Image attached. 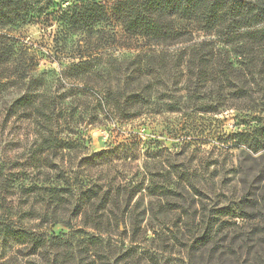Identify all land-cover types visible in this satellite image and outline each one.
Here are the masks:
<instances>
[{"label":"trees","instance_id":"trees-1","mask_svg":"<svg viewBox=\"0 0 264 264\" xmlns=\"http://www.w3.org/2000/svg\"><path fill=\"white\" fill-rule=\"evenodd\" d=\"M113 23L123 28L125 46L143 49L141 54L121 59L105 53L120 45ZM263 24L264 0H0V97L11 84L22 86L23 92L8 107L4 124L23 122L24 134L33 138L23 155L11 157L19 135L8 138L11 149L0 148V264H141L137 249L126 247L123 252L122 242L128 215L131 242L142 239L140 227L148 212L136 217L138 203L131 206L136 197H156L162 210L178 211L180 222L187 219L185 227L192 213L175 206L177 199L170 195L183 189L193 200L207 197L194 184V175L173 164L167 165L177 185L156 180L154 171L166 164H160L162 169L148 166L162 156V151L149 148L143 170L103 192L87 170L98 171L106 164L116 168V163L132 166L141 154L138 137L91 157L76 156L78 169L68 168L66 154L82 143L55 130L58 107L45 91V78L33 75L39 60L18 37L25 27L42 26L57 54L74 56L64 72L67 79L101 84L99 104L116 121L184 112L185 117L194 116L191 126L187 121L164 127L180 138L189 136L200 114L229 108L253 114L255 125L235 134V145L228 147L242 149L245 158L253 159L264 155V116L248 101V79L264 74ZM196 36L203 40L179 53L153 50L193 42ZM169 83L180 87L181 98L170 96ZM79 88L90 91L71 87ZM160 88L165 90L156 96ZM3 131L0 124V140ZM253 189L247 186L238 201L219 207L216 224L201 200L205 229L192 242L193 258L204 264H264V188ZM176 196L182 198L178 192ZM57 227L63 228L60 234L53 231ZM176 227L180 230L179 223ZM150 229L158 238L143 239L167 247L165 231ZM172 238L177 240V235ZM257 243L260 251L252 248Z\"/></svg>","mask_w":264,"mask_h":264},{"label":"rangeland","instance_id":"rangeland-1","mask_svg":"<svg viewBox=\"0 0 264 264\" xmlns=\"http://www.w3.org/2000/svg\"><path fill=\"white\" fill-rule=\"evenodd\" d=\"M112 27L117 34L120 45L109 48L105 53L114 54L121 59H133L134 56L141 54L143 49L125 46L129 44L124 41V31L119 23H113ZM259 27L264 28V24ZM45 31L42 26H27L24 28L21 37L20 35L18 37L20 42L29 48L30 54L39 60L33 75L45 78L47 81L45 91L56 102L58 117H60L59 127L55 129L56 132L60 135H70L72 139H77L82 143L81 148L75 149L71 154H66L65 165L68 168L77 170L78 168L74 165L76 156H79V159L84 156L91 157L93 154L116 148L127 139L138 137L137 139L141 141V154L139 160L132 166H121L116 163V168L106 164L96 169L98 171H93L92 168L87 170V172H91L89 178L97 179V183L102 187L103 192L109 190L110 184L117 187L118 182L121 180L123 184L127 183L123 179L130 180L138 170H143L146 162V150L149 148L156 153L162 151V156L159 158L160 160H150L148 166L153 169L157 165L162 169L160 164L164 162L166 164L162 171H154L156 180L169 181V184L177 185V178L174 173L169 174V171L172 172V168L167 165L173 164L178 169L187 170L194 175V184L202 189L203 194L207 196L203 199L196 197L193 200L192 196L185 194L183 189H180L181 191L177 190L182 198L176 196V191L170 195L171 199H177L175 201L177 203L172 202L175 206L185 207L192 213V220H189L190 226L188 227L183 225L187 219L183 218L182 222L179 221L178 211L166 210L167 212H165L162 210L156 197L152 199L145 194L136 197L131 205L134 207V204L138 203L135 211L136 217L141 216L142 212H148V215L144 217L141 223L140 229L143 234L142 239L137 243L131 242L133 229L130 227L131 217L127 216L125 229L122 230L123 252L126 247L137 249L138 256L141 257V264H156V260L159 261V264H204L205 262L203 263L199 258H193L195 253L191 252L192 242L195 238L201 237L205 229L201 200H203V204L208 210L213 213L210 218L211 223L216 224V213L219 207L232 202V200L238 201L247 186H253L254 189L264 188V155H254L253 159H248L242 155V149L228 148L235 145L233 141L235 134L244 133L255 125L256 117L249 113L240 114L233 108L221 109L219 114L216 115L200 114L201 117H198L196 124L193 125L196 127L188 131L189 136L183 134L180 138L170 134L164 127L177 125L178 123L183 124L187 121L191 126L195 118L192 115L183 116L184 112L182 114L159 113L158 115H147L130 123L116 121V117L110 109L105 108L104 110L99 104L104 92L101 89V84H95L93 81L81 82L67 79L64 72L75 60L74 56L70 57V55L61 54L60 52L57 54L56 44L53 43L52 37ZM202 40L203 38L196 36L193 42H183L176 46L155 48L153 50L179 53ZM248 83H250L248 88L250 98L248 101L261 116H264V74L255 76L253 81L252 77L249 76ZM74 85L75 87L79 85L81 88L84 86L90 91H84L80 88L72 91L71 87ZM166 88L172 92L170 96L182 97L178 93L180 87H172V84L169 83ZM164 90L160 88L155 92V95L159 96ZM22 93V86L11 84L4 96L0 97V124H3L4 128L0 148L11 149L7 146L8 138L19 135L16 138L18 139L16 145L12 147L14 151L11 157L15 154L23 155L33 142L31 136L27 137L26 133L24 134L25 124L23 122L19 124L14 123L13 120H8L7 124H4L8 107ZM225 94L229 95L227 92ZM183 100L185 101V99ZM233 104L238 106L237 103ZM70 112L73 113V118H70ZM169 184L167 185L169 186ZM171 189L174 190L173 187ZM187 190H190L189 187ZM189 192L193 194V191ZM132 207L129 210L131 212ZM194 215L196 218L193 217ZM176 223H179L180 230L176 227ZM76 225H80L79 220H77ZM151 227L165 231L168 238H170L167 247L157 244L156 241L151 243L143 239L146 235L148 239L158 238L150 229ZM62 230L63 228L57 227L53 231L60 234ZM173 234L177 235V240L172 238ZM113 237L115 240L121 238L118 235H113ZM252 248L256 251L261 250L258 243ZM261 253L264 255V251ZM201 254L202 252L196 255L200 256Z\"/></svg>","mask_w":264,"mask_h":264}]
</instances>
